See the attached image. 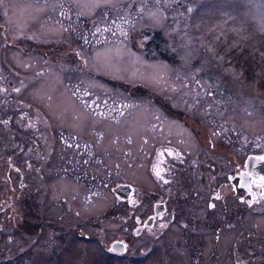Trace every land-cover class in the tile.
Segmentation results:
<instances>
[{"label": "rangeland", "instance_id": "1", "mask_svg": "<svg viewBox=\"0 0 264 264\" xmlns=\"http://www.w3.org/2000/svg\"><path fill=\"white\" fill-rule=\"evenodd\" d=\"M224 148L264 152V0H0L5 256L81 227L97 264H120L105 249L129 240L137 252L141 206L127 218L111 186L147 206L156 179H198L209 155L225 169ZM193 155L202 169L187 176ZM248 217L261 249L264 216ZM241 255L220 262L264 264L253 245Z\"/></svg>", "mask_w": 264, "mask_h": 264}, {"label": "flooded vegetation", "instance_id": "2", "mask_svg": "<svg viewBox=\"0 0 264 264\" xmlns=\"http://www.w3.org/2000/svg\"><path fill=\"white\" fill-rule=\"evenodd\" d=\"M191 124L193 135L200 136L201 131L194 127L196 122ZM204 134L208 137L206 132ZM206 140L208 149L213 150L211 140ZM223 150L229 162L224 163H228L225 169L209 155L203 161L204 174H198V179L171 180L173 185L169 189V185H163L169 180L155 178L154 183L159 189L148 190L154 197L146 203L147 206H142L138 198L143 192L136 195L128 183L114 185L128 184L131 190L127 197H119L111 186L113 194L126 201L127 218L132 217L136 207L141 206V210L134 214L135 226L129 233L134 241L140 240L137 252L130 250L129 240L111 241L109 250L105 249L110 261L116 259L120 264H147L153 260L159 264H226L220 262L222 257H229L228 260L239 255L242 257L244 248L252 245L264 250L263 246L260 249V246L250 243L249 237L253 235L256 239L263 234L262 230L258 227L245 229L244 226L245 215L249 214L248 218L253 219L264 216V163L256 168L247 166L245 158L254 155L264 159V152L242 154L236 149L234 154L227 148ZM191 160L187 176L195 166L198 171L202 169L198 155H193ZM184 181L186 183L182 184ZM36 230L37 234L43 228L37 227ZM80 230L81 227H73V231L69 232L64 229L55 231L58 242H52L51 236L44 235L41 241L29 242L23 249L16 247L18 243L13 244L6 256L4 254L9 248L3 249L0 244V264H79L87 259L91 264H97L98 245L83 243L91 236L87 231ZM79 253H82L81 256ZM228 260L224 261L230 264ZM234 264H242V261L235 259Z\"/></svg>", "mask_w": 264, "mask_h": 264}, {"label": "water", "instance_id": "3", "mask_svg": "<svg viewBox=\"0 0 264 264\" xmlns=\"http://www.w3.org/2000/svg\"><path fill=\"white\" fill-rule=\"evenodd\" d=\"M245 162L247 166L259 167L264 163V159H259V157H255L254 155H249L245 158ZM131 187L128 184L125 185H117L114 186L112 191L117 194L119 197H127L130 193ZM116 243V242H115ZM115 249V248H114Z\"/></svg>", "mask_w": 264, "mask_h": 264}, {"label": "trees", "instance_id": "4", "mask_svg": "<svg viewBox=\"0 0 264 264\" xmlns=\"http://www.w3.org/2000/svg\"><path fill=\"white\" fill-rule=\"evenodd\" d=\"M83 25H84V23H82ZM96 30V29H95ZM148 32V31H147ZM146 32V33H147ZM96 33H97V30H96ZM103 33H106V28L103 30ZM155 34L156 35H158L157 33H156V31H155ZM86 44V46H88L89 45V42H87V43H85ZM154 44H155V42H154Z\"/></svg>", "mask_w": 264, "mask_h": 264}]
</instances>
